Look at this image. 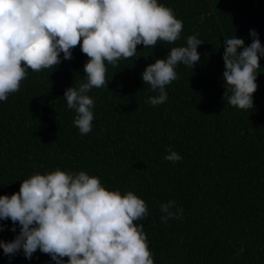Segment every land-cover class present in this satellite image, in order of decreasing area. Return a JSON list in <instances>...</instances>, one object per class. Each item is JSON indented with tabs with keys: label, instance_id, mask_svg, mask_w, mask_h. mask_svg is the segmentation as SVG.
I'll list each match as a JSON object with an SVG mask.
<instances>
[{
	"label": "trees",
	"instance_id": "1",
	"mask_svg": "<svg viewBox=\"0 0 264 264\" xmlns=\"http://www.w3.org/2000/svg\"><path fill=\"white\" fill-rule=\"evenodd\" d=\"M183 21L175 44L137 46L136 56L108 65V87L93 89L92 131L81 135L65 91L86 81L88 60L80 47L73 59L35 73L20 91L0 101V196L20 189L39 172L86 171L109 190L134 192L149 216L144 229L155 264H264V57L254 108L230 106L223 72V42L237 37L252 43L255 30L264 46V0H158ZM198 35L201 60L177 66L179 79L166 87L168 100L142 81L146 67L165 59L172 47ZM231 95V92H228ZM182 160H165L166 149ZM183 208L180 219L161 222L160 205ZM0 240L10 242L19 226L0 221ZM16 227V232L11 231ZM242 249V251H241ZM65 264L68 258L65 257ZM0 264H55L39 250L28 260L11 259L0 248Z\"/></svg>",
	"mask_w": 264,
	"mask_h": 264
},
{
	"label": "clouds",
	"instance_id": "2",
	"mask_svg": "<svg viewBox=\"0 0 264 264\" xmlns=\"http://www.w3.org/2000/svg\"><path fill=\"white\" fill-rule=\"evenodd\" d=\"M183 21L158 0H0V101L20 91L29 70L39 73L73 59L80 47L88 57L83 67L86 81L70 87L63 99L74 110V126L81 135L92 131L95 100L93 89L108 87V65L158 44L181 39ZM252 43L241 38L223 42L226 94L224 100L240 110L254 108V94L264 46L255 30ZM198 35L187 37L186 46L170 48L165 59L146 67L142 81L158 95L145 103L155 107L168 100L166 87L179 79L176 68H193L200 62ZM231 95H228V92ZM165 160H182L167 149ZM161 222L180 219L183 208L169 200L160 205ZM147 203L134 192L107 189L98 176L86 171L57 168L23 179L18 192L0 196V221L19 226L14 240H0L10 259L22 252L31 260L38 250L55 264H155L144 229ZM16 227L11 231L16 232ZM4 225H0V232ZM242 251V249H241Z\"/></svg>",
	"mask_w": 264,
	"mask_h": 264
}]
</instances>
